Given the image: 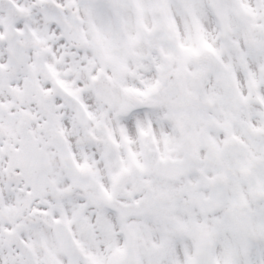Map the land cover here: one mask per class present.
I'll use <instances>...</instances> for the list:
<instances>
[{
  "label": "snow or ice",
  "instance_id": "snow-or-ice-1",
  "mask_svg": "<svg viewBox=\"0 0 264 264\" xmlns=\"http://www.w3.org/2000/svg\"><path fill=\"white\" fill-rule=\"evenodd\" d=\"M0 264H264V0H0Z\"/></svg>",
  "mask_w": 264,
  "mask_h": 264
}]
</instances>
